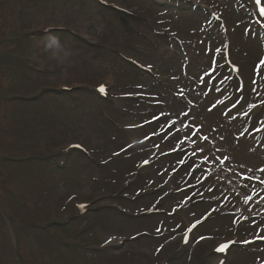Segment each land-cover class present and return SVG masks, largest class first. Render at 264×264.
Segmentation results:
<instances>
[{"label":"rangeland","instance_id":"rangeland-1","mask_svg":"<svg viewBox=\"0 0 264 264\" xmlns=\"http://www.w3.org/2000/svg\"><path fill=\"white\" fill-rule=\"evenodd\" d=\"M107 1L122 2L121 4L137 12L143 19L161 23L164 29L173 31L179 27L180 32L191 43L189 48L192 56L186 58L184 63L181 60L171 75L178 84L180 80L184 82L188 96L196 108L189 109L188 106L192 103H187V110L182 105L169 101L148 76L138 73L112 53L113 49L121 51L160 70L159 54L164 47V41L150 38L145 32L147 26L144 21L128 19L122 23L115 14L106 9H100L99 15V10L94 9L90 0H0V262L152 264L147 261L149 259L153 264H162V260L167 259L169 264H214V260L207 256L212 246L199 243L198 240L203 238L201 235L216 236V239L230 236L231 231L235 230L236 221L228 216H213L211 223L206 224L196 234L189 249L168 244L170 240L171 243H177L185 226L200 218L210 208L192 200V193L172 197L166 194L148 197L137 203V206L124 204L125 209L139 212L158 203L166 209L170 217L129 222L130 220L122 218L113 210L103 209L102 213L94 211L99 205H107L108 201H104L107 199L104 198L106 194L124 184L136 168H139L144 156L138 149L133 151L130 137L121 134L109 121L108 117L120 125L122 117L116 115L120 111L111 105L96 103L92 94L84 90H90L88 83L95 79L110 80L112 89L116 90L133 87L136 94L145 98L144 104L138 103L145 113L144 120L150 123L152 116L163 115L168 121H179L185 132L178 134L173 143H181L183 139L192 141L190 137L193 133L191 129L194 131L193 124H199L198 127L203 128V137L212 138L220 146L216 152H211L217 159L226 155L231 159V164L238 166L239 174H249L264 182V157L252 150L253 154L249 147L244 148V144L239 142V133H232L233 126L226 118L248 111L250 106L241 107L237 104V99L232 98L225 105L228 115L219 106L218 111L222 113L217 112L212 101L209 106L195 102L200 95L194 93L195 90L188 85L187 78L202 77L208 70L214 53L208 52V49L216 48L204 26L207 21L201 19L197 13L192 10L176 11L172 6L173 2L168 0ZM211 1L244 11L236 0ZM234 18L241 19L244 24L249 23L248 17L243 13L234 12L231 20ZM174 19L177 21L174 22ZM48 26L65 28L82 38L89 35L102 44L94 49L95 47H90L62 31H52L44 35L36 32L43 31ZM145 34L149 40L145 39ZM202 36L207 40L206 49L199 43H204ZM259 38L258 35L256 40L249 43L248 36H239V42L245 46L243 49L246 57L254 58L252 50L256 51L258 48ZM257 58L258 61L260 57ZM37 64L43 69L30 67ZM175 66L174 63L172 68ZM259 66L261 69H247L246 85L251 88L264 85V62ZM259 72L263 75L261 79L257 76ZM62 84L69 88L76 87L79 91L71 94L60 93L59 87ZM15 97H24L25 101ZM152 106H156V110H151ZM261 113L263 117L264 108H257L251 111L250 116L255 119ZM205 114L209 118L205 119ZM113 115L118 116L119 120H114ZM186 122L192 126L191 129H187ZM121 126L127 130L124 124ZM214 130L217 131L213 132ZM73 140L93 148L98 153L101 165H94L81 155L73 154L61 173L57 169L51 170L49 161H25L24 157L31 153H34L31 157L39 159L56 157L53 149L49 148L61 143L67 146ZM45 143H49L48 149L41 148ZM201 149L205 155L208 153L206 148ZM158 151L159 147L153 145L151 152H148L146 157L154 163V170L144 174L140 186L131 191V195L147 189L149 184V188L155 185L154 173L162 178L163 170L168 171L167 176L174 171V166H178L176 159L163 158ZM202 152L195 150L194 162L203 169H209L206 165L208 159ZM222 166L228 165L224 163ZM247 168L249 170H245ZM53 175L62 184L65 183L63 185L66 187L67 196L58 192ZM252 193L254 190L249 192ZM71 201L74 203L70 204ZM183 201L184 204H189V211L184 217L177 210L181 207L183 210ZM76 202H90L92 210L85 216H78ZM66 221L69 222L65 224ZM249 234L264 238V232L249 230L245 240L250 239ZM106 237L108 242L111 237L134 240L126 243V250L120 252L115 250L118 247L109 246ZM139 239L141 241L137 242ZM126 253L132 254V260H126ZM262 258L264 246L258 256L243 250L236 251L230 262L254 264L255 259Z\"/></svg>","mask_w":264,"mask_h":264},{"label":"bare ground","instance_id":"bare-ground-1","mask_svg":"<svg viewBox=\"0 0 264 264\" xmlns=\"http://www.w3.org/2000/svg\"><path fill=\"white\" fill-rule=\"evenodd\" d=\"M234 86H235V84H234ZM263 87H264V85L263 86H258V87L251 88L250 86H247L246 85L245 86V90L243 91V93H242L241 96H239V94H237L234 91H232L234 93V97L233 98H236L237 99V104L239 106H241V107H249L250 106V109L248 111L238 112L236 115H229V111L226 110L225 113L229 115L228 117H226L224 115V112H223V115L227 118V120L234 121V123H235V127H234L235 129L233 127L231 128L232 133L234 135H238V133H239V136L238 137H241V135L248 134L249 135V138L251 139V143L253 145H256L259 149H261L263 147V142H261L260 140H258L257 137H259L260 135H262V137H264V121H261L260 120V123L258 121H259V118H262L263 119L264 118V115L262 117V113H261V114L257 115L256 118L254 119L253 116H250V114H251V111L252 110L257 109V108L260 109V106H262L264 104V88ZM261 97H263V98H261ZM231 99H229V100H231ZM158 101H160V99ZM228 101H224L223 102V105L221 104L220 107H222V109H223L225 107V105L227 104ZM116 103H118V104L122 103L123 106L125 107V105H124V103L122 101H117ZM241 115H242V117H240ZM203 117L205 119L209 118V116L207 114H205ZM247 119L249 120V122H248L249 129H247V126H246ZM130 123H131V125L135 124V122H133V123L132 122H129V124ZM160 123L163 124V121H161ZM122 124L123 123H121V125ZM260 126H261V128H260ZM169 128H170V133L176 131V128H173L171 123H169V125H168V129ZM237 131H238V133H237ZM184 146H185V151H186L189 148V144H184ZM207 146H209V145H207ZM218 147H220V146H218V144H217L216 145V148H218ZM195 148L196 147L193 146L191 148V152L186 151V157L187 158H190L192 160V157H194V154H193V151L192 150L194 149V151H195ZM198 150H200L202 152V149L201 148H199ZM202 153H203V155H205L204 152H202ZM180 159H182V158H180ZM192 170H193V166H188L187 167V172H191ZM188 178H189V176H188ZM256 184L257 185H253V186L251 185V190L249 191V192H251V191L254 190V193L249 194L248 192H245V195L248 196L245 199V201L248 202V203H251L253 207L258 202L259 203H261V202L264 203V185H261L260 183H257V182H256ZM261 191H262L263 194H260ZM203 195L205 196V199L210 200L212 197H214L215 193L213 195L210 194V193L203 194ZM211 200H213V199H211ZM217 201L219 202L218 204L222 203V200L221 199H219ZM224 205L225 206L226 205L228 206V204H226V203H224ZM232 208H233L232 210H235V213L237 214V216L241 217L245 213V209L247 207L246 206L245 207L244 206L240 207V206H237L236 204H234V207L232 206ZM258 231L259 232H264V226L262 228H260ZM249 235L251 236L249 238H252V235L251 234H249ZM261 238H263V237H261ZM0 264H4V262L1 261ZM5 264H8V260H5Z\"/></svg>","mask_w":264,"mask_h":264}]
</instances>
